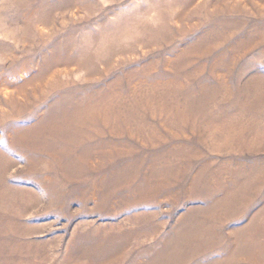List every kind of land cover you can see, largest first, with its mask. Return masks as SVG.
<instances>
[{"label": "rangeland", "instance_id": "rangeland-1", "mask_svg": "<svg viewBox=\"0 0 264 264\" xmlns=\"http://www.w3.org/2000/svg\"><path fill=\"white\" fill-rule=\"evenodd\" d=\"M0 264H264V0H0Z\"/></svg>", "mask_w": 264, "mask_h": 264}]
</instances>
